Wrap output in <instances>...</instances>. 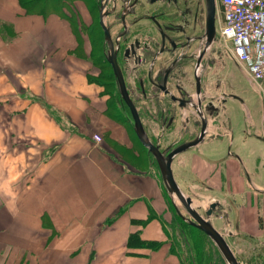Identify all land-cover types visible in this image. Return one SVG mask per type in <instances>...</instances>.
<instances>
[{
	"label": "crops",
	"instance_id": "1",
	"mask_svg": "<svg viewBox=\"0 0 264 264\" xmlns=\"http://www.w3.org/2000/svg\"><path fill=\"white\" fill-rule=\"evenodd\" d=\"M49 1L0 0V264H181L187 251L159 170L88 78L83 31L93 12L84 0ZM195 121L181 142L198 133ZM231 140L222 106L171 170L193 205L218 202L210 220L241 261L264 236V165L253 176Z\"/></svg>",
	"mask_w": 264,
	"mask_h": 264
},
{
	"label": "flooded vegetation",
	"instance_id": "2",
	"mask_svg": "<svg viewBox=\"0 0 264 264\" xmlns=\"http://www.w3.org/2000/svg\"><path fill=\"white\" fill-rule=\"evenodd\" d=\"M104 1L98 0L97 6L99 9L103 5L104 18H112L107 25L104 24L116 63L147 135L152 142L159 144L160 149L169 146V151L180 143L192 117L197 118L194 126L199 132L201 117L206 118L208 124V118L216 114L229 98L239 99L235 92L226 91L222 84L209 85L201 72L203 60L200 62L199 54L191 51L195 41L202 37L193 31L197 19L191 1ZM140 4L147 8L138 11ZM159 4L166 7L158 8ZM134 27L139 28V32L133 33ZM100 47L98 61L107 63L110 46L104 40V32ZM112 78L117 87L114 73ZM122 103L128 107L123 100ZM185 109L189 112L186 117L181 113ZM176 120L179 121L174 133L176 139L166 142V134L175 129ZM151 123L156 126L155 137L149 127Z\"/></svg>",
	"mask_w": 264,
	"mask_h": 264
},
{
	"label": "rangeland",
	"instance_id": "3",
	"mask_svg": "<svg viewBox=\"0 0 264 264\" xmlns=\"http://www.w3.org/2000/svg\"><path fill=\"white\" fill-rule=\"evenodd\" d=\"M189 1H191L193 4L197 19V24L194 27L193 31L195 33H199L200 35H202L199 41H195V43L192 45L191 48V51H193V53L197 55L200 52L201 47L204 46V42H205V37L203 36L205 2L204 0H189ZM49 4H52V0L49 1ZM82 4L84 5L85 8H90L91 11L93 12L86 14L87 16L86 21L87 22L91 21V23L90 26L86 27L85 31H83L84 33L83 41L86 42V49L88 50L89 53L88 59L90 63V73L88 74V78L90 77L94 79L95 82L102 87L104 93L107 95L108 97L107 101L109 104H111L110 106L111 114L109 115L114 116L116 114L120 118H122L120 116L122 115L132 125V119H131V115L129 114L130 112L128 107L123 109L119 103L120 101L122 102V99L118 91H116L117 87L115 81L114 82L109 81L112 77L111 74L113 75L112 68L110 67L108 62L104 63L102 61H98V57L100 54L98 50L99 48H101L100 41L102 44V32H104V29L102 28L99 22V9L97 6L98 0H84ZM162 6L166 7V5L164 4L163 5L159 4L158 8ZM144 7L147 8L146 5L140 4V7H138L137 9L138 11L142 9H146ZM218 11H219V5L218 2L216 1L215 27H217ZM111 19L112 18H103L104 23L106 25ZM137 32H139V28L134 27L133 33H137ZM201 68L202 70L201 69L200 70L205 75V80L208 82L209 85L213 86L214 83L222 84L223 88H226L227 91H234L238 95V98L247 104V107H245L246 106L245 105L244 109H240L239 106L236 105L234 102L227 100L223 106L225 108L231 126V136H232L231 146L233 147V149L240 152L239 155L245 156L246 159L248 158L249 163L252 167L253 176L257 175L264 165V135L263 134L257 135V131H256L258 124H260L259 119L261 117L262 109H263L258 92L251 86L248 80L242 75L240 69L238 68V65L235 64L232 60H230L228 53L226 51L225 42L221 38H219V36L215 35L214 39L208 45ZM114 93H116V96ZM117 95H119V98L117 97ZM114 101L117 103L118 108L114 107ZM183 115L185 116L184 113ZM93 135L98 136V141L102 140L100 134L94 133ZM137 147H139V149L142 150L140 146L137 145ZM232 147L229 146V148ZM153 164L158 169L154 159H153ZM263 176H264V172H263ZM259 195L260 197H262L261 195L263 194H259ZM169 200L173 205L172 207H174L175 209L178 208V210L183 216L190 217L186 209L180 204V202L175 197L173 199L174 202L170 198ZM197 205L198 204L194 201V206ZM197 209L201 214H204L202 205L201 206L199 205ZM262 239H263L262 242H260L258 245L260 250L257 249L255 250L258 251L257 254L252 253V254H247V256L245 255L241 256L242 258L241 262H243L244 264H264V236ZM182 244L184 245L183 242ZM249 246L252 247L251 245ZM184 247L186 246L184 245Z\"/></svg>",
	"mask_w": 264,
	"mask_h": 264
},
{
	"label": "water",
	"instance_id": "4",
	"mask_svg": "<svg viewBox=\"0 0 264 264\" xmlns=\"http://www.w3.org/2000/svg\"><path fill=\"white\" fill-rule=\"evenodd\" d=\"M105 2L106 0L104 1V3ZM204 2H205V18H204L203 36L205 37V42H204L203 50L208 47L210 42L215 37V12H216L215 0H204ZM102 7L103 5L99 7V22L102 28L104 29L105 40L108 42V45L110 46L109 53L106 55V60L111 65L112 71L116 78L119 95L121 99L128 106L132 119V127L134 134L136 135L140 143L147 149V151L151 154V156L155 160L166 194L169 196V198L172 201L175 197L180 202V204L186 209L190 217L183 216L178 210V208L176 209L177 212L188 223L197 227L208 236V238L213 242V244L219 251L221 257L223 258L226 264H243L235 256L224 234L221 233L217 228H215L210 220V216L212 215V212L215 209V207L218 205V202L217 201L211 202L209 206L203 210L204 214H201L198 211L197 207H195L192 204V199L181 191L172 174L171 161L173 156L179 152H182L186 148L197 144L199 141L202 140L203 136L206 133V126H207L206 118L201 117V126L199 132L195 135V137L187 141L178 143L169 151H167L169 146L164 149H160L159 144L151 141V139L147 135L142 125L136 107L132 103L129 97V94L127 92L124 83V79L122 77V73L120 71V68L118 67V64L116 63L115 54L114 51L112 50V42L110 41L108 29L103 22L104 14L102 12ZM202 52L199 54L198 59H200ZM171 97L174 98L173 95Z\"/></svg>",
	"mask_w": 264,
	"mask_h": 264
},
{
	"label": "built area",
	"instance_id": "5",
	"mask_svg": "<svg viewBox=\"0 0 264 264\" xmlns=\"http://www.w3.org/2000/svg\"><path fill=\"white\" fill-rule=\"evenodd\" d=\"M216 1L219 5L216 36L225 42L230 60L238 65L242 75L258 92L264 118V0ZM93 139L98 141V136L93 135ZM220 232L225 236L223 230Z\"/></svg>",
	"mask_w": 264,
	"mask_h": 264
},
{
	"label": "trees",
	"instance_id": "6",
	"mask_svg": "<svg viewBox=\"0 0 264 264\" xmlns=\"http://www.w3.org/2000/svg\"><path fill=\"white\" fill-rule=\"evenodd\" d=\"M101 61L105 63L104 60ZM90 79L95 81L92 78ZM109 81L113 82V78L111 77ZM116 93H114L115 96ZM117 97L119 98V95H117ZM119 103L123 109L126 108V106L121 101ZM110 106L111 104H109V107ZM114 107L118 108L117 103L115 101H114ZM120 116L124 121H128L124 116L122 115ZM152 161H153V157H152ZM166 201L172 212L173 225L179 229L180 237H181L180 241L183 242L184 245L186 246L187 252L186 254L182 255L181 264H226L223 258L221 257L219 251L217 250L213 242L208 238V236L203 231H201L200 229L191 225L185 219H183V217L176 211V209L172 207L173 205L167 196H166ZM143 243L150 245L152 247H156L159 244L157 242H143Z\"/></svg>",
	"mask_w": 264,
	"mask_h": 264
},
{
	"label": "bare ground",
	"instance_id": "7",
	"mask_svg": "<svg viewBox=\"0 0 264 264\" xmlns=\"http://www.w3.org/2000/svg\"><path fill=\"white\" fill-rule=\"evenodd\" d=\"M215 4H216V0H215ZM215 13H216V12H215ZM215 35H216V27H215ZM202 48H203V47H202ZM206 50H207V48H205L204 51L202 52V49H201V51L198 53V54H200V53L202 52L200 62L203 60V58H204V56H205V52H206ZM198 54H197V55H198ZM195 207H196V206H195Z\"/></svg>",
	"mask_w": 264,
	"mask_h": 264
}]
</instances>
